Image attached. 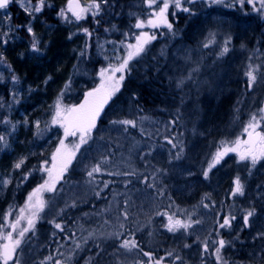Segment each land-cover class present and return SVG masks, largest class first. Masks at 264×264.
Instances as JSON below:
<instances>
[{
  "label": "rangeland",
  "instance_id": "rangeland-1",
  "mask_svg": "<svg viewBox=\"0 0 264 264\" xmlns=\"http://www.w3.org/2000/svg\"><path fill=\"white\" fill-rule=\"evenodd\" d=\"M66 1L61 0L59 3L62 4ZM32 3L35 4L34 0ZM88 3L89 0H81L82 5ZM11 7L20 10L24 18H27V23L29 22L31 18L23 11L19 3H12L9 8ZM143 8V14L149 16L151 10L145 0H132L126 9V14L130 18L140 17V10ZM207 8L198 19H195L192 14L189 17L186 15L183 22L180 23L181 26H176L179 27L178 30H174L177 39H172L169 44L167 51L169 59L165 56L167 58L165 62L169 63L168 69L171 72L167 73L166 77L168 80L176 82L178 78L186 75L190 67L195 66L185 63V53L190 52L192 59L199 63L200 71L197 73V79L201 82V86L199 91L192 83L187 84L183 90L177 89L180 94L177 104L180 116L178 128L175 129L177 135L174 137V142L180 145L177 152L181 148L183 149L180 158L176 159L177 152H172L164 146L157 147L142 158L141 162L144 163L142 174L145 176L149 172V184H154L155 187H149L148 184L139 181H131L126 187L125 181L128 180L122 179L120 175L106 174L107 172L121 173L134 170L132 166L137 167V162L131 155L133 153H137L138 157L140 155L139 146L136 143L132 144L134 135H132L133 130L130 129V126L125 132L124 126L110 124V121L113 120L135 119L137 121L135 128L143 127V122L136 112L131 97L118 93L104 117V124L99 127L98 132L93 133V140L81 146L76 154V159L73 160L68 172L65 173L64 179L57 184V191L43 194L44 199L48 201V207L40 214L41 219L55 220L61 225V218L65 217L67 212L59 213L60 209H69V207H65L66 204L71 205L75 202L76 207L71 208L80 209L81 215H83L85 212L79 204L89 207L87 202L91 199H98V204L94 205L96 207L89 208V212H92L94 216L87 219V223L78 220V224L74 227L73 237H78L77 243H82V239L89 240L95 236L102 235L103 238L108 236L110 239L106 242L107 245L102 246V249L111 264H137L138 261H147L144 256L138 255L137 249L131 251L120 249L119 243L122 240H117L114 235L108 234L109 228L114 226H106V224H121V212L125 207V200L128 201L127 211L131 219L130 224L137 229L140 236L139 244L157 252L159 254L157 259L164 258L163 264H173L175 255L182 257V260L176 261L175 264H211V256L215 264V246L211 241L218 240L222 234V238L230 242L221 251V256L226 264H264V239L258 236L259 233L264 232V161L259 162L255 168L251 169L250 173L249 168L244 164H237L236 156L230 153L209 172L207 179L203 177V171L207 169L208 162L220 142L233 141L238 136L246 139L243 125L247 123L252 113L261 108L264 93V78H262L264 76V14L254 11L252 5L248 4L242 8L240 6L239 8L226 7L225 5H213ZM170 13L168 14L169 22H171ZM6 14L11 17V21L6 19ZM80 22L54 27L50 24L38 23L36 16L32 20V26L41 41V52L34 53L30 48V35L23 27L16 29V25H26L27 23L21 24L15 20L9 9L0 11V32L9 31V25L14 29L9 32L8 48L4 49L5 44L0 43V53L5 58L0 61V76L3 77L0 83L7 86V91L2 93L0 98L4 100V107L7 109L5 119L11 121L9 125L4 124L3 135L6 137L8 146H0L2 150L0 153V176L12 180V183L6 187L0 186V204L2 205L0 216L9 209L12 198L15 199L20 188L17 187V184L19 186L24 184V187L33 184L37 180V177H33L35 172L33 169L39 168L45 159L50 161L59 140L63 138V129L59 126H50V130H46L42 136H37L33 122L39 120L41 129L50 125L54 112L53 105L64 90L69 78H71L70 88L65 91L62 98L63 104L68 106L74 105L80 99L82 91L99 83V76L94 78L79 75L73 73L71 68L75 59H70V57L77 58L82 45V38L76 37L71 31H80ZM57 29L71 35L69 41L60 40V44L69 48V62L65 63L64 68L61 69L60 66L55 71L56 75L58 74L57 78L53 77L55 76L53 74H48L42 80L33 75L32 79L35 82L37 80H42L39 83L43 82L42 87L36 90L34 86H39V83H26L25 76L19 74L17 70L11 69L5 50L11 51V48L21 46L22 54H20L19 62L24 61V64L30 69L36 70L38 67L44 66L43 57L52 45L49 36ZM143 30L151 33L150 28ZM155 30L158 31L157 35L161 39L154 40L148 46V50L153 47L160 52L162 39H167L168 30L164 27ZM139 31L141 30L136 29L130 31L129 34ZM212 34H214L215 42L208 48H204L203 44L208 42ZM228 38H230L229 51L220 56L224 41ZM129 40L125 43L134 42L131 35ZM96 47L99 50L98 55L101 57L99 63L102 64V67H106L109 63H118L116 57H122L126 51L121 42L117 43L112 40L96 43ZM14 64H16L15 61ZM250 64L253 67L259 66L257 81L251 89L247 87V77L245 76ZM12 76L18 78V83L12 82ZM48 77L51 79L45 83ZM13 94H15V99H13ZM39 97L41 98L39 99ZM182 97L184 98L183 103H181ZM241 104H243L242 113L246 120H240L241 117L237 116ZM25 120L28 121L27 124L24 123ZM12 125L16 126L15 130ZM155 127L159 128V124H155ZM166 129L167 124L160 123V131L165 132ZM77 142L78 137H68L65 140V144L69 148H72ZM146 151L148 150L144 152ZM22 157L27 158L25 164L21 169L14 171L13 165ZM102 157H108V163L103 166L105 174L96 176L97 184L95 185L90 182L87 171ZM158 169L166 171L160 172L157 171ZM28 171H32V175L21 183L23 174ZM37 172L39 173L37 174L38 178H40L39 175L42 177L38 183H43L46 174L42 175L41 172ZM73 173L79 175L74 176ZM82 173L85 174L81 175ZM237 175L242 178L245 195L233 197L230 190ZM103 181H109V187L101 191L100 197H97L95 192L103 188ZM155 191H167L172 195L174 200L169 205L171 207L190 209L192 205H196L199 208L197 220L200 223L194 224L187 232H184L183 229L176 233L168 232L162 216L158 215L159 207ZM25 200L23 195H20L17 205L23 206L22 202ZM212 203L218 209L216 215L209 210ZM203 204H209L208 209L204 208ZM229 206L231 209L228 212ZM12 208L18 214L19 208L15 205ZM252 209H255V214L250 218L249 226L244 227L243 216L246 211ZM231 211H235L231 215L236 217L232 222V227L218 229L217 221L222 222V218L228 216ZM100 220L101 224L98 225ZM25 224L26 222L22 221L21 226H25ZM118 227L115 225L113 229L120 233L121 228ZM47 229L61 232L52 223ZM36 230L39 228H35L34 234L32 232L27 234L21 249L18 250L20 264H32L34 260L40 264L49 256L52 257V260L47 261V264H54L55 260H60L62 264L71 262L73 257L70 255L77 243L74 248L72 245L65 247L64 244L59 243L56 244L58 249L49 252L44 248L45 242L42 240V235ZM217 230L219 236L216 235ZM205 239L209 241L210 245L208 253H204L202 248L201 242ZM186 244L190 247H185ZM91 246L95 247L93 243ZM79 251L80 248L77 253ZM169 252L174 254L173 257L167 255ZM226 254L230 255V259L223 257ZM94 263L97 262L94 261ZM10 264H12L11 261Z\"/></svg>",
  "mask_w": 264,
  "mask_h": 264
},
{
  "label": "snow or ice",
  "instance_id": "snow-or-ice-1",
  "mask_svg": "<svg viewBox=\"0 0 264 264\" xmlns=\"http://www.w3.org/2000/svg\"><path fill=\"white\" fill-rule=\"evenodd\" d=\"M197 0H145L146 5L151 10L150 15L146 19L136 18V22L133 25L135 29L141 30L138 33H125V36L128 37L131 35L134 42L125 43L121 41V45L125 48V55L117 56L116 59L118 63L112 64L109 63L106 67H101L98 71L99 83L86 91L83 96L82 102L74 105H64L63 96L65 91L70 88L71 78L65 84L64 90L57 97L53 107L54 112L50 125L46 126L45 129H41L40 121L37 120L34 123L36 128V135L42 136L46 130H50V126H59L63 129V138L59 140V144L56 147L55 151L51 155L50 161L45 159L41 162L39 168L33 169V171H39L42 174H46V178L43 179V183L38 184L31 192L28 193L25 203L22 207L19 208L18 214L14 212L12 206H9V209L0 216V264H20L18 259V250L21 249L22 243L25 241L27 234L32 232L35 233V226L38 220H40L41 213L45 211V208L48 207V201L44 199L43 194L45 192L53 193L57 191V184L64 179L65 173L68 172L69 166L72 164L73 160L76 159V154L81 148V146L87 144L90 140H93V133L98 132V121L101 118V114L104 112L105 107L109 105L110 102H114V98L117 97V94L121 92V89L124 85L126 75H130L132 71L131 62L141 58L146 51L148 46L157 39V34L155 32L145 31L143 29H159L164 27L171 33L172 36L176 35V32L173 30V24L169 22L168 14L169 9L174 8L176 10L192 14L189 7H185V4L194 5ZM202 3H206L209 7L213 5H225L226 7H235L238 3L242 8L245 4L252 5L253 10L264 14V0H201ZM19 3V6L23 11L31 18L26 25H16V29L23 27L31 37V51L34 53L41 52V41L37 37L36 33L33 30L32 20L36 18V14L41 13L46 6V0H37V3L33 4L32 0H0V10H6L10 4ZM104 6H110L109 0H89L87 5H82L80 0H67L65 8L60 9L57 13L58 17L65 23H76L87 18V15L90 14L93 18L99 16ZM69 13L71 15H69ZM175 12H172V15L175 16ZM6 19L11 21V17L7 16ZM96 23H99L97 20ZM14 29L9 25V31L0 32V43L7 44L9 39V32ZM83 34L91 39L93 33L88 28L80 29ZM107 31V29H106ZM75 35V33H73ZM71 39V35L69 36ZM214 34L208 40V42L203 44L204 48H208L210 44L214 43ZM230 43V38L224 41V45L219 53L220 56H223L229 51L228 44ZM90 47L87 40L85 41L84 49L80 52V57H84L87 54V49ZM102 47V45H101ZM161 56L165 55V50L161 49ZM5 58L2 53H0V61H3ZM185 63L195 65L190 67L186 75L181 76L175 82L177 89L183 90V88L192 83L196 86L197 91L201 86V82L197 79V73L200 71L199 63L192 59L191 53L186 52L184 56ZM257 73H259V66L253 67L251 64L248 66V70L245 72L247 77V87L251 89L255 82L257 81ZM264 78V76H262ZM3 77L0 76V80ZM51 77H48L45 80V83L50 80ZM12 82L18 83V78L12 76ZM207 83V82H204ZM13 99H15V94H13ZM133 102L138 103L139 97L133 92L130 98ZM184 102V98H181V103ZM238 118V117H237ZM5 125L11 124V121L5 119L0 121ZM25 124L28 123L27 120L24 121ZM175 123V121H173ZM111 125H121L124 126L123 130L126 132L128 127L135 128L137 126V121L135 119H120L110 121ZM15 125H12L13 130H15ZM243 133L246 134V139L241 137H236L233 141H221L219 146H217L215 153L212 155L211 160L208 162V167L203 171V177L208 178L209 172L218 165L225 156L230 153L235 154L236 163L244 164L251 169L255 168L256 165L264 161V108H260L257 112L252 113L249 116V119L246 124L243 125ZM68 137H78V142L74 144L72 148H69L65 144V140ZM168 144H171L173 148H176L177 145L173 143L172 139L165 138ZM0 146L7 147V140L4 135H0ZM183 149L181 148L179 152L176 153L175 158L179 159L180 154ZM150 154V153H149ZM26 157L20 158L14 165L13 170H19L26 162ZM108 163V157H102L97 161L88 171L87 176L90 178V182L95 183V178L97 175H104L105 169L104 165ZM157 171L164 172L166 170L158 169ZM107 175H123L127 177H136L138 180H141L145 184H148L149 187H155L154 184H149L148 176H138L135 170L125 171L123 173H112L107 172ZM32 175V171H28L23 174L21 178V183L26 181L29 176ZM154 179V177H153ZM12 183L11 178H5L0 176V186L6 187ZM103 188L95 192L97 197H100V192L109 187V181H103ZM131 183V180L125 181V186ZM233 187L231 188V195L235 196H244L245 195V186L240 175H237L233 180ZM19 187V184H17ZM162 195L163 192L161 191ZM207 198V194H206ZM125 207L121 212V215L124 220L128 219L127 205L128 201L124 202ZM214 206V205H213ZM65 207H76V203L73 202L71 205H65ZM204 208H208L209 204H203ZM64 209H60L62 214ZM255 214V209L246 211V214L243 216V226L248 227L250 224V218ZM158 215L167 216V224L165 225L168 232L176 233L181 229L184 232H187L194 224H199L200 221H193L191 216L187 220H180L174 218L173 215H168L167 213H158ZM14 217V218H13ZM236 219L235 216L229 214L222 218V222L217 221L218 229H226L232 227V222ZM22 221L26 222V226H21ZM54 224L56 229H59L61 232L64 231L63 226L60 223H56L55 220L49 221ZM123 228L124 225L121 224ZM55 235V233L53 234ZM117 239L120 238L122 233L113 234ZM133 238H125L119 243V248L126 251H131L132 249L139 248V244L134 239V234H130ZM216 235L219 236V231H216ZM258 236L264 239V232L259 233ZM70 238V237H69ZM202 243V248L204 253L209 251V241L205 239ZM214 247V254L216 256V264H226L223 261L221 256V251L226 247L230 242L225 241L223 238L218 240L211 241ZM185 247H190V245H184ZM79 243L76 244V248H80ZM99 247V245H97ZM142 251V250H141ZM103 250L97 253L101 255ZM143 256L148 257L147 261H138L137 264H163L164 258L161 257L156 259L153 257L150 252H143ZM169 257H173V253H167ZM52 260V257H46L40 262V264H47V261ZM182 257L179 255L174 256L173 264L176 261H181ZM54 264H62L60 260H55ZM88 264H92V259L90 258Z\"/></svg>",
  "mask_w": 264,
  "mask_h": 264
},
{
  "label": "trees",
  "instance_id": "trees-1",
  "mask_svg": "<svg viewBox=\"0 0 264 264\" xmlns=\"http://www.w3.org/2000/svg\"><path fill=\"white\" fill-rule=\"evenodd\" d=\"M61 0H46V4L50 6H46L41 13H38L37 19L38 23L42 22L45 25L50 24L54 27L65 25L66 23L62 21L57 13L60 11V9L65 8L64 3H59ZM132 0H109L110 6H104L103 10L101 11V14L95 18H93L90 14L87 15V18L84 20H81L80 27L82 28H88L90 31H92L93 35L91 39L87 38L83 32L76 31L72 33H75L76 37H81V50L84 49L85 41L87 40L90 47L87 49V54L84 57H80V55L75 58L73 56L70 57V59H75L74 64L72 65L73 73L83 75V76H90L98 77V71L100 67H102V64L100 62L99 57V50L96 47V43L100 44L103 41H114V42H127L129 40V36L126 37L125 33H128L130 31H135L136 29L133 27V25L136 22L137 17H128L126 14V9L130 5ZM34 3H37V0H34ZM58 6V7H57ZM185 7H189L191 9L192 15H194L195 19H198L202 14L205 13V10H207L208 5L206 3H202L201 0H197V2L194 5H188L185 4ZM246 6V4H245ZM239 8V4L237 3L236 6ZM203 9V10H202ZM12 17L15 18L19 23H27V18H24L23 13L18 10L17 8H9ZM202 10V11H201ZM144 8L140 10V19H146L148 16L146 14H143ZM170 13V20L173 24V27L175 29H179L181 26V22L185 19V16L189 17V13H185L179 10H176L174 8L169 9ZM172 12H175V16L172 15ZM198 12V15L196 13ZM204 12V13H203ZM209 11H207L208 13ZM71 15V14H69ZM196 15V16H195ZM25 19V20H24ZM99 21V23H96V21ZM176 22V23H175ZM107 29V31H106ZM151 32L158 33L155 29H150ZM180 36V34H179ZM167 39H162L161 49L165 50V55L161 56V51H157L155 48L150 47L149 50L146 51V53L137 60H134L131 62L132 71L130 75H126V79L124 81V85L121 89L122 95H128L131 97L132 93L135 92L138 97V103L133 102L134 107L136 109V112L138 116L141 118V122H143V127H137L130 129L133 130L132 135H134L132 138V144H135L139 146L140 155L138 157L137 153H133L131 156L136 159L137 167H134V170L137 172L138 176L142 177V168L144 166V163H142V158L145 157V155L153 152L157 147L164 146L168 149H170L172 152H177L179 150V144L177 143V147L173 148L171 144L167 143L168 139H172L174 142V137L177 135L175 129L178 128L179 123V116L180 111L179 107H177L180 94L177 92V88L175 86V82L172 80H168L166 77V74L170 72L168 69V64L165 61L168 57V47L170 46V42L172 39L177 37V34L175 36H172L171 33H167L166 35ZM160 37L157 35V40ZM63 40V34L61 32H54L49 36V40H52V45L50 49L47 52V56L43 58L44 66L38 67L36 70L30 69L25 62H19L17 59L20 60V54H22L21 46L11 48L10 50H5V53L7 54L8 64L10 65L12 70H17L19 74L25 76L27 78L25 81L26 83H33L35 80L30 79L33 75L38 76L40 79H45V77L48 76V74H53L58 77V74L56 75L55 71L60 68H64L65 63L69 62L68 60V52L69 48L64 46L63 44H60V40ZM177 39V38H176ZM9 43L5 44L4 49L8 48ZM68 60V61H67ZM14 61L16 64H14ZM40 61V60H38ZM18 62V63H17ZM171 73V72H170ZM42 80H39L40 82ZM23 81V83H25ZM37 80L35 83H39ZM43 85L42 83H39V86H34V89L39 90ZM7 91V86L3 83H0V96L2 93ZM184 93V92H183ZM41 95V93H40ZM197 98V97H196ZM195 100V98H194ZM244 104V103H243ZM243 104L239 107V110L237 111L238 117H241L240 120L245 119L242 113V107ZM7 115V109L4 107V100L0 98V121L5 120V117ZM246 120V119H245ZM175 121V123H173ZM160 123H166L167 129L165 132L160 131ZM101 124H104L102 122ZM155 124H159V128L155 127ZM5 131L4 124L0 122V135H3ZM141 147V148H140ZM114 148V146H113ZM145 150H148L144 152ZM2 150L0 149V153ZM235 155V154H233ZM131 157V159H132ZM131 167V168H132ZM124 171V170H123ZM131 171V170H129ZM123 173V172H121ZM39 174L37 171L34 172L33 177L36 178L33 182V184H29V186L24 187V184L20 185L18 192L15 195V199L12 198V203L10 206L14 207V205L18 208L21 206H18L17 203H19L20 195H23V198L26 199L29 192H31L38 184L39 181L42 180L41 175H39L40 178H38ZM85 173H82L81 175H84ZM44 175V174H42ZM72 175L77 176L79 174L73 173ZM146 176H149V172L146 173ZM120 177L124 180H131L132 182L139 181L140 183H143L141 180H135L136 177H127L120 175ZM97 182L95 181V185ZM26 188V189H25ZM25 189V191H24ZM23 193V194H22ZM156 197H157V204H158V213L165 212L168 215H173L174 218L180 219V220H187L189 216H191V219L193 221L197 220L198 214H199V208L196 205H192L189 209H179L178 207H171L169 206L171 203H173L174 197L170 195L167 191H164L161 195L160 192L155 191ZM22 202V201H21ZM22 203H25L23 201ZM86 204L89 205V207H86L82 204H79L81 209L85 212L83 215H81L82 211L78 208H71L64 210L67 212L65 217L61 218V223L64 228L63 232H55L52 229H47L50 227L51 223L47 221L46 219L38 220L36 223L35 228H39V230H36L39 232V234L42 235V240L44 243V248L47 249L49 252H54L57 248V245L59 243H62L65 245H72V247H75V243H77L78 237H73L74 233V227L78 224V220H82L85 223H87V219H90L93 215L92 212H89V208L96 207L94 205L98 204V199H91ZM212 203L209 207V210L214 213L215 215L218 213V209L216 206ZM231 206L228 207V212L231 209ZM173 208V209H172ZM208 209V208H207ZM189 210V211H188ZM18 211V210H17ZM75 211V213H74ZM235 211H231L230 214H233ZM236 214V213H235ZM163 221L165 224H167V216L161 215ZM98 217H100L98 215ZM152 220V219H150ZM130 217L128 216L127 220H124L122 217L121 224L124 225V227H121V224H106V226H114L118 225V228H121L120 233L122 235L117 240H123L125 238H133L130 234H134V239L139 244L140 236L136 228L132 227V224H130ZM83 222V223H84ZM101 224L100 223L98 225ZM26 226V224H25ZM131 226V227H130ZM109 228L108 234L113 235L114 233H117V230ZM217 229V228H216ZM215 229V230H216ZM55 233V235H53ZM70 237V238H69ZM114 237V236H112ZM223 237V234L220 236V238ZM219 238V239H220ZM108 236L104 237L101 236H95L92 238H89V240L86 238L85 240L82 239V243H79L81 245L80 251L77 253L79 248L72 249V255L68 253V255L72 256L71 262L69 264H88L89 259H92V264H111L110 259L108 258L107 254L105 252H102L101 255H97L98 252H100L102 249V246L106 244V242L109 240ZM66 240V241H65ZM56 241V242H55ZM65 241V242H64ZM55 242V243H54ZM94 244L95 247L91 246V244ZM57 244V245H56ZM56 245V246H55ZM99 245V247H97ZM107 245V244H106ZM138 255L143 256V252H150L152 253L154 258H158L159 254L155 252L154 250H149L146 247H143L139 244ZM142 250V251H141ZM43 251V248H42ZM225 253V251H224ZM59 255V254H58ZM97 257V258H96ZM145 257V256H144ZM225 259H230V255L226 254L223 255ZM89 258V259H88ZM146 260H148V257H145ZM213 257H210L211 264H214ZM96 261L97 263H94ZM228 262V261H227ZM32 264H38L37 260H34ZM216 264V263H215ZM230 264V263H229ZM232 264V263H231Z\"/></svg>",
  "mask_w": 264,
  "mask_h": 264
},
{
  "label": "water",
  "instance_id": "water-1",
  "mask_svg": "<svg viewBox=\"0 0 264 264\" xmlns=\"http://www.w3.org/2000/svg\"><path fill=\"white\" fill-rule=\"evenodd\" d=\"M88 90H90V89H88ZM88 90H85V91L83 92V94H82L80 100H79L76 104H79L80 102H82V100H83V96H84V93H85L86 91H88ZM110 104H111V102L109 103V105H107V106L105 107V110H104V112L101 114V118H100V120L98 121V125H99V122L102 120V117H103V115L105 114L106 110L109 108ZM262 108H264V95H263Z\"/></svg>",
  "mask_w": 264,
  "mask_h": 264
},
{
  "label": "bare ground",
  "instance_id": "bare-ground-1",
  "mask_svg": "<svg viewBox=\"0 0 264 264\" xmlns=\"http://www.w3.org/2000/svg\"><path fill=\"white\" fill-rule=\"evenodd\" d=\"M66 4H67V1L64 3V6H65V7H66ZM208 13H209V12H208ZM69 14H70V13H69ZM206 14H207V13H206ZM58 29H59V28H58ZM58 29L55 30L54 32H60ZM61 33L63 34V40H64V41H65V40H66V41H69V36H70V35H68L66 32H65V33H64V32H61ZM45 55L47 56V53H46ZM44 57H45V56H44ZM44 57H43V58H44ZM17 60L19 61V59H17ZM32 77H33V76H32ZM32 77H31L30 79H32ZM41 96H42V95H41ZM40 98H41V97H39V99H40ZM1 206H2V205L0 204V208H1Z\"/></svg>",
  "mask_w": 264,
  "mask_h": 264
}]
</instances>
